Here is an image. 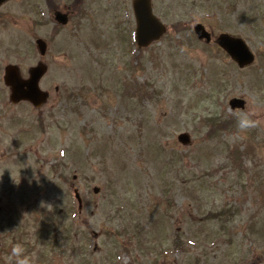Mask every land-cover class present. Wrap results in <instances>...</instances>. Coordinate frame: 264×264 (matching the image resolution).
Masks as SVG:
<instances>
[{
	"label": "rangeland",
	"instance_id": "obj_1",
	"mask_svg": "<svg viewBox=\"0 0 264 264\" xmlns=\"http://www.w3.org/2000/svg\"><path fill=\"white\" fill-rule=\"evenodd\" d=\"M131 1H85L67 25L54 13L74 0L2 8L0 90L42 39L50 98L34 110L0 97V264L15 228L35 264H264V0H152L167 32L145 49ZM196 25L241 37L255 63L239 69ZM237 111L256 126L240 130Z\"/></svg>",
	"mask_w": 264,
	"mask_h": 264
},
{
	"label": "water",
	"instance_id": "obj_2",
	"mask_svg": "<svg viewBox=\"0 0 264 264\" xmlns=\"http://www.w3.org/2000/svg\"><path fill=\"white\" fill-rule=\"evenodd\" d=\"M2 1L4 0H0V2ZM132 6L137 23L135 37L136 43L138 47H147L164 34L165 28L153 15L150 0H133ZM59 19L61 22L64 20L62 17ZM194 32L199 40L204 39L206 42H209L211 39L210 34L207 33L201 25L195 26ZM214 43L222 48L240 68L249 66L254 61L253 54L241 38L221 34L215 39ZM39 47L43 49L45 46L42 42H39ZM44 72L45 69L43 68H36L32 70L29 81L30 85L25 89L23 84L19 82L20 80L16 78L14 70L12 68H8L5 82L7 85L12 87L13 98L15 100L24 98L34 102L37 101L39 96L37 93V83ZM229 105L233 110L243 109L244 101L241 99H232L229 102ZM178 140L184 145L189 143V137L187 134L179 135Z\"/></svg>",
	"mask_w": 264,
	"mask_h": 264
},
{
	"label": "clouds",
	"instance_id": "obj_3",
	"mask_svg": "<svg viewBox=\"0 0 264 264\" xmlns=\"http://www.w3.org/2000/svg\"><path fill=\"white\" fill-rule=\"evenodd\" d=\"M237 122L240 130L255 127L257 121L252 119V114L244 111H237ZM10 264H35V254H26L25 248L20 243H15L8 254Z\"/></svg>",
	"mask_w": 264,
	"mask_h": 264
},
{
	"label": "flooded vegetation",
	"instance_id": "obj_4",
	"mask_svg": "<svg viewBox=\"0 0 264 264\" xmlns=\"http://www.w3.org/2000/svg\"><path fill=\"white\" fill-rule=\"evenodd\" d=\"M8 3H10V2H5V3H3V4H1L0 5V13L1 12H5V11H2V8H4ZM66 10L68 11V10H70V8H66ZM38 64V63H37ZM22 77L24 78V79H26L27 78V74L25 75H22ZM54 91L56 92V93H59V89L56 87V88H54ZM0 97L1 98H3V101L5 102V104H6V100H7V105L8 106H13V107H21V106H23V107H25V108H28V109H31V108H33L28 102H20V103H17V104H13L12 103V101H11V98H10V89L8 88V87H5L4 86V89H1L0 90ZM49 97H50V94H49ZM49 100V99H48ZM11 102V103H10ZM49 102V101H48ZM47 102V103H48ZM5 118L4 117H2L1 116V111H0V123H2L3 122V120H4ZM2 121V122H1Z\"/></svg>",
	"mask_w": 264,
	"mask_h": 264
},
{
	"label": "trees",
	"instance_id": "obj_5",
	"mask_svg": "<svg viewBox=\"0 0 264 264\" xmlns=\"http://www.w3.org/2000/svg\"><path fill=\"white\" fill-rule=\"evenodd\" d=\"M222 212V211H221Z\"/></svg>",
	"mask_w": 264,
	"mask_h": 264
}]
</instances>
